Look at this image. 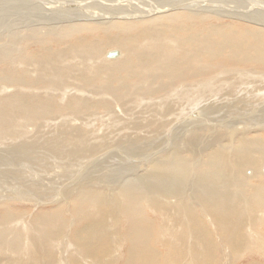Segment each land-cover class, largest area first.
Listing matches in <instances>:
<instances>
[{"label":"bare ground","instance_id":"6f19581e","mask_svg":"<svg viewBox=\"0 0 264 264\" xmlns=\"http://www.w3.org/2000/svg\"><path fill=\"white\" fill-rule=\"evenodd\" d=\"M0 144V264H264V0H0Z\"/></svg>","mask_w":264,"mask_h":264},{"label":"rangeland","instance_id":"374dc122","mask_svg":"<svg viewBox=\"0 0 264 264\" xmlns=\"http://www.w3.org/2000/svg\"><path fill=\"white\" fill-rule=\"evenodd\" d=\"M113 49V48H112ZM151 145V144H150ZM3 147H6V145H2V144H0V148H3ZM2 152V153H1ZM159 154V153H158ZM113 155V154H112ZM0 156H4V157H6V156H8V153H6L5 151H2V150H0ZM148 158V157H147ZM79 161H81V158L79 159ZM109 162H111V161H109ZM77 165H79V164H75L73 167H72V169H70L69 170V172L68 173H66L67 175H65V176H72V178L73 177H75V176H88V175H90V174H92V173H95V169L93 170V168H85V170H83L82 169V172L81 173H78V174H75V167L77 166ZM17 168H18V166H16ZM24 166H21V168H23ZM97 167H99V166H97ZM135 167V166H134ZM134 167H132V166H130V164H129V166L128 167H122L118 172H116L115 173V171L113 172L114 174H115V176H117V178L115 179V182L114 183H110L111 185H118L119 184V182H120V180L121 179H123V177L125 178V177H129V176H132L133 174L135 175L136 173H138L139 171H138V166H136L135 168ZM76 168H78V166L76 167ZM264 168V165H262V167H261V170ZM126 169V170H125ZM133 169H136V170H133ZM21 170H25V169H21ZM86 170H87V172H86ZM90 172H89V171ZM123 173H122V172ZM130 171H131V173H133L132 175H131V173H130ZM126 172V173H125ZM128 172V173H127ZM49 173H51V170L49 171ZM83 173V174H82ZM85 173V174H84ZM86 173H87V175H86ZM117 173H119V174H117ZM2 174V175H1ZM7 175L8 173H5L4 172V169H3V167H0V197L2 196L3 197V200L4 201H7V202H9V201H14V199H13V196H14V198L16 197L15 196V191H16V187L15 186H17V190H19L20 192H21V194H19V196H20V198H21V196L22 195H24L23 196V198L24 197H26V196H29V198H32L33 197V195L31 194V192H28L27 193V189H26V187L21 183L20 185H18V184H16V182L17 181H19V180H17V181H15L13 184H12V180L10 179V177L7 179V177L5 176V175ZM10 174H12V173H10ZM114 174L113 175H111V176H114ZM127 174H128V176H127ZM130 174V175H129ZM9 175V174H8ZM7 175V176H8ZM22 176H26V174L25 173H22L21 174ZM21 175H19V176H21ZM57 176V173H55L54 174V176ZM9 176H16V175H9ZM27 176H29V175H27ZM35 176H45V171H44V173H38V174H36ZM47 176H49V175H47ZM51 176V175H50ZM2 177H4V178H2ZM121 177V178H120ZM120 178V179H119ZM5 180V181H4ZM36 181H37V179H36ZM110 182V181H109ZM2 185V186H1ZM4 185V186H3ZM19 187V188H18ZM24 187V188H23ZM51 187V188H50ZM49 188H48V190H47V192L45 193V198H46V200H48V199H50V200H53L54 201V199H55V191H54V189H55V187L54 186H50ZM4 188V189H3ZM2 189V190H1ZM7 191H6V190ZM26 189V190H25ZM8 190H10V191H8ZM12 190V191H11ZM14 191V192H13ZM24 192V193H23ZM11 193V194H10ZM48 194V195H47ZM59 198V197H58ZM16 199H19V198H16ZM27 200V199H26ZM56 200V199H55ZM28 202H31L30 200H27ZM52 202V201H51ZM25 201H18V204L20 205V206H28L27 205V202L25 203ZM3 204H7V203H3ZM29 205H31V206H34V204L32 203V204H29ZM27 222H30V218L28 217V221Z\"/></svg>","mask_w":264,"mask_h":264},{"label":"water","instance_id":"95a60500","mask_svg":"<svg viewBox=\"0 0 264 264\" xmlns=\"http://www.w3.org/2000/svg\"><path fill=\"white\" fill-rule=\"evenodd\" d=\"M120 52L117 49H113L111 50L108 54L107 57L108 58H117L119 56Z\"/></svg>","mask_w":264,"mask_h":264}]
</instances>
